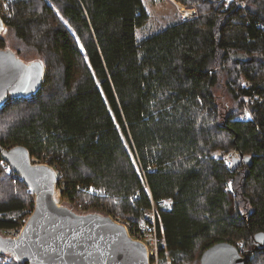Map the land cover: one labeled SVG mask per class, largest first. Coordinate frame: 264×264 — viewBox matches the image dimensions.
Wrapping results in <instances>:
<instances>
[{
	"label": "trees",
	"instance_id": "trees-1",
	"mask_svg": "<svg viewBox=\"0 0 264 264\" xmlns=\"http://www.w3.org/2000/svg\"><path fill=\"white\" fill-rule=\"evenodd\" d=\"M175 1L196 15L142 39V0L11 1L6 28L47 71L34 96L0 107V146L51 167L70 205L136 223L167 201L157 264H200L217 243L264 264L253 242L264 233V0ZM250 99L252 121L236 120ZM239 153L250 163L231 171ZM2 168L0 233L11 237L34 196Z\"/></svg>",
	"mask_w": 264,
	"mask_h": 264
},
{
	"label": "water",
	"instance_id": "water-1",
	"mask_svg": "<svg viewBox=\"0 0 264 264\" xmlns=\"http://www.w3.org/2000/svg\"><path fill=\"white\" fill-rule=\"evenodd\" d=\"M7 30L0 18V37ZM43 61H25L11 49H0V107L9 99L34 96L45 79ZM0 157L34 196L33 213L18 235L0 237V254L27 264H150L146 249L131 240L124 227L100 214H79L58 204L57 173L34 164L22 146L3 148ZM250 163L242 154L231 158V171ZM255 248H264V233L254 235ZM245 258L228 243L205 250L200 264H244Z\"/></svg>",
	"mask_w": 264,
	"mask_h": 264
},
{
	"label": "built area",
	"instance_id": "built-area-1",
	"mask_svg": "<svg viewBox=\"0 0 264 264\" xmlns=\"http://www.w3.org/2000/svg\"><path fill=\"white\" fill-rule=\"evenodd\" d=\"M13 0H0V18L5 24V21L8 20L11 17V12L9 9V3ZM232 1V0H230ZM236 2V1H235ZM236 3L240 4V0ZM253 104V100L250 99L246 102L245 105V111L241 114H239L236 117V120L242 121V122H249L252 121V116L250 114V109L249 105ZM220 154V153H219ZM32 162L34 164H39V165H47V164H42V162L38 161L35 158H32ZM230 160V158H229ZM5 168L8 169L7 173L11 172V168L9 165H6ZM56 194L58 195V198L60 197V192L59 189L56 188ZM63 203V202H62ZM66 205L69 209H75L72 211H75L79 214H87V213H95V214H100L105 217L111 218L116 224L122 225L128 235V237L133 240L141 243L143 247L146 249L147 254L150 259V264H157L158 263V254H159V249H160V244L163 241V237L160 235L158 228H157V222H156V215H157V208L158 207H164L165 205L167 206L168 202L167 201H159L158 203H154L153 201L151 202L150 208L146 211L144 217L140 219L136 223H130V222H125L120 216L116 215L113 213L112 208L105 207L102 208V206L94 205L88 201L80 202L76 201L72 205L69 203H63ZM33 213V211L28 212V217ZM18 232L12 235L11 237L17 236ZM168 262L170 263L169 259Z\"/></svg>",
	"mask_w": 264,
	"mask_h": 264
},
{
	"label": "rangeland",
	"instance_id": "rangeland-1",
	"mask_svg": "<svg viewBox=\"0 0 264 264\" xmlns=\"http://www.w3.org/2000/svg\"><path fill=\"white\" fill-rule=\"evenodd\" d=\"M226 1L230 3V0H226ZM233 1L237 2V0H232L231 2H233ZM142 2H143V5H144L147 13L149 14V22L145 27L136 31L137 39H142L145 36H148L152 33H155L157 31H159L160 29H163L166 26H168L171 23H174L178 20H185V19L192 18L197 13L194 8L189 9L185 5H183L182 3L177 2L175 0H142ZM0 38L3 40V43H4L3 49H11V50L17 52L18 55L20 57H22L23 60H25L27 62L34 61V60H41V58L34 51L24 48L21 45V43H19L13 37L10 30L7 29L1 35ZM45 70H46V67H45ZM217 94L219 95V100L221 103H224L225 105H227V104L231 105L232 104L229 102L228 97L224 93L218 92ZM230 154H232V153L229 152L227 155H225V159H229ZM214 155H216L217 157L220 156L219 152H216ZM42 164H44V163H42ZM6 165L7 164L2 160V167H3L2 169L7 172L8 169L5 168ZM57 199H58V204H60L61 206L67 207L66 205L63 204L65 202L62 203L59 200L58 195H57ZM71 207H69V208H71ZM72 210H75V209H72ZM0 237H4V238L7 237L8 238L10 236H8L7 234H4V233H0Z\"/></svg>",
	"mask_w": 264,
	"mask_h": 264
},
{
	"label": "bare ground",
	"instance_id": "bare-ground-1",
	"mask_svg": "<svg viewBox=\"0 0 264 264\" xmlns=\"http://www.w3.org/2000/svg\"><path fill=\"white\" fill-rule=\"evenodd\" d=\"M190 12V11H189Z\"/></svg>",
	"mask_w": 264,
	"mask_h": 264
}]
</instances>
